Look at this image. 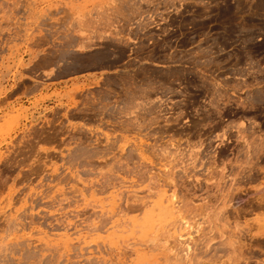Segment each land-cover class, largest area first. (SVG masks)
Instances as JSON below:
<instances>
[{"label":"rangeland","instance_id":"374dc122","mask_svg":"<svg viewBox=\"0 0 264 264\" xmlns=\"http://www.w3.org/2000/svg\"><path fill=\"white\" fill-rule=\"evenodd\" d=\"M158 12L231 13L237 52L264 49V0H0V99L35 100L0 116V264H260L264 163L164 136L153 64L194 65L157 67L163 91L214 53L156 57Z\"/></svg>","mask_w":264,"mask_h":264},{"label":"flooded vegetation","instance_id":"af4514ba","mask_svg":"<svg viewBox=\"0 0 264 264\" xmlns=\"http://www.w3.org/2000/svg\"><path fill=\"white\" fill-rule=\"evenodd\" d=\"M232 16L223 12L155 14L152 33L165 38L154 39L155 43L163 41L159 50L164 53L156 52V57L164 56L171 61L173 56L180 59L197 56L200 51H212L214 60L209 64L213 75L207 77L193 75L177 79L173 73L178 70H163L166 79L163 91L157 67L182 70L194 65L154 63L153 101L160 98L158 94L165 96L162 128L170 132L164 136L179 135L183 142L196 144L203 154L201 161L264 163V49L255 53L251 48L243 54L237 52L233 45L236 22ZM206 24L209 27L205 28ZM173 83L179 86L173 87ZM182 83H213L214 86ZM257 83L261 85L256 86Z\"/></svg>","mask_w":264,"mask_h":264},{"label":"crops","instance_id":"0c3cea01","mask_svg":"<svg viewBox=\"0 0 264 264\" xmlns=\"http://www.w3.org/2000/svg\"><path fill=\"white\" fill-rule=\"evenodd\" d=\"M49 72V71H48ZM48 76V75H47ZM96 77H98V76H96ZM94 78V76H92L91 78H85L86 80L87 79H93ZM61 82H64V80H60V81H58V82H52V83H47L46 84V86H44L42 89H40L39 88V90H41L42 91V93H50L51 92V94L53 93V91H55V90H60L61 91V89L64 87L63 86V83H61ZM52 84V85H51ZM9 85V83L7 84V86ZM14 90L15 89H10V91H9V94H11V95H13V94H15L16 93V91L14 92ZM17 94V93H16ZM14 95L13 96V99L11 100V101H7V103H5L4 101H5V97H2L1 99H0V116L1 115H5L6 113H8L6 110H4V112H3V108H5V109H9V107H14L15 109H22L23 107H27V108H29L31 105V103H33L35 100H32L33 99V97L34 96H32V95H30V96H27L26 98L24 97V96H20V97H17V95ZM7 96H9V95H7ZM51 103H53V102H50L48 105H46L47 107H50V108H53L54 106H51ZM41 108H42V106H41ZM262 213L264 214V210L262 211ZM252 219V218H251ZM251 221H253V220H251ZM264 232V231H263ZM264 238V237H263ZM259 262H260V264H264V255H262L261 257H260V259H259Z\"/></svg>","mask_w":264,"mask_h":264},{"label":"bare ground","instance_id":"6f19581e","mask_svg":"<svg viewBox=\"0 0 264 264\" xmlns=\"http://www.w3.org/2000/svg\"><path fill=\"white\" fill-rule=\"evenodd\" d=\"M261 82V81H260ZM262 91V90H261ZM263 91H264V88H263ZM217 101V100H216ZM247 102V101H246ZM258 103V102H257ZM262 107V106H261ZM174 118V117H173ZM217 120V119H216ZM213 124V123H212ZM184 126V125H183ZM218 132V131H217ZM209 135V134H208ZM248 135V134H247ZM189 138V137H188ZM182 140V139H181ZM188 142V141H187ZM239 143V142H238ZM171 144H172V142H171ZM178 144H180V143H178ZM174 145V144H173ZM177 145V144H176ZM264 145V144H263ZM263 150V149H262ZM178 160V159H177ZM214 162V161H213ZM169 163V162H168ZM216 164V163H215ZM225 164V163H224ZM245 164V163H244ZM221 166V165H220ZM212 172V171H211ZM224 175V174H223ZM165 179V178H164ZM170 183H171V181H170ZM212 183V182H211ZM173 185V184H172ZM174 187V186H173ZM177 195V194H176ZM215 196V195H214ZM263 196V195H262ZM172 198H174V196L172 197ZM177 199H178V197H177ZM263 199V198H262ZM182 200V199H181ZM191 200V199H190ZM264 200V199H263ZM174 201V200H173ZM185 202H186V200H184ZM260 201V200H259ZM172 202V201H171ZM189 202V201H188ZM263 202V201H262ZM175 203H177V202H173V205L175 204ZM206 203V202H205ZM212 203V202H211ZM172 205V206H173ZM171 206V207H172ZM174 206H176V205H174ZM170 207V206H169ZM170 207V208H171ZM204 207V206H203ZM176 208H177V206H176ZM172 209H174V208H171V210ZM178 209V208H177ZM201 209V208H200ZM219 209V208H218ZM222 209V208H221ZM202 210V209H201ZM175 211V210H174ZM179 211V210H178ZM172 213H173V210H172ZM176 213V212H175ZM181 213V212H180ZM190 214V213H189ZM214 214V213H213ZM180 217V216H179ZM184 217V216H183ZM215 217V216H214ZM185 220V219H184ZM183 225V224H182ZM184 225H186V223L184 222ZM211 231V230H210ZM192 239V238H191ZM208 243V242H207ZM189 247V246H188ZM205 247V246H204ZM189 249V248H188ZM193 249V248H192ZM208 251V250H207ZM179 255V254H178ZM193 256V255H192ZM194 257V256H193ZM179 258V257H178ZM192 258V257H191ZM181 259H182V257H181ZM184 260V259H183Z\"/></svg>","mask_w":264,"mask_h":264}]
</instances>
